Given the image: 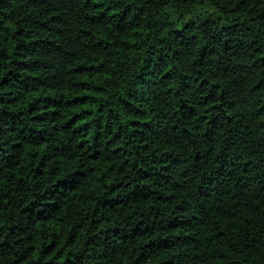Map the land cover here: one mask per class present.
Segmentation results:
<instances>
[{
    "label": "trees",
    "instance_id": "trees-1",
    "mask_svg": "<svg viewBox=\"0 0 264 264\" xmlns=\"http://www.w3.org/2000/svg\"><path fill=\"white\" fill-rule=\"evenodd\" d=\"M0 264H264V0H0Z\"/></svg>",
    "mask_w": 264,
    "mask_h": 264
}]
</instances>
